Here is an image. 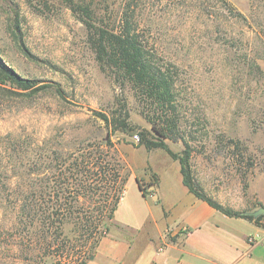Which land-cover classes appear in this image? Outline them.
I'll return each mask as SVG.
<instances>
[{
	"label": "rangeland",
	"instance_id": "obj_1",
	"mask_svg": "<svg viewBox=\"0 0 264 264\" xmlns=\"http://www.w3.org/2000/svg\"><path fill=\"white\" fill-rule=\"evenodd\" d=\"M92 1L112 20L126 10L163 62L176 68L196 184L223 207L264 208V0ZM0 59L35 83L23 90L0 81V264H90L94 238L78 241L79 227L60 209L68 214L74 206L89 221L95 205L85 188L93 185H75L69 171L60 176L59 158L69 165L78 149L104 144L110 130L99 116L119 99L132 124L151 125L132 90L101 70L85 26L62 0H0ZM111 140L128 183L117 217L105 220L103 230L122 254L137 231L159 234L162 210L153 197L159 179L165 206L185 204L189 193L168 153L147 151L130 132ZM167 143L175 153L184 149L181 141ZM136 179L144 188L157 183L147 188L152 198L143 200ZM124 219L131 223L120 227Z\"/></svg>",
	"mask_w": 264,
	"mask_h": 264
},
{
	"label": "trees",
	"instance_id": "obj_2",
	"mask_svg": "<svg viewBox=\"0 0 264 264\" xmlns=\"http://www.w3.org/2000/svg\"><path fill=\"white\" fill-rule=\"evenodd\" d=\"M66 7L85 26L87 42L101 70L111 77L123 89L129 87L141 108V114L151 125V129H143L132 124L129 107L124 98L119 99L115 109L109 114L99 117L109 128V137L103 143H89L73 153V162L67 165L60 157V176L66 177L67 171L77 181L79 187L89 183L92 187L85 188L91 194L94 209L90 220L81 212H75L74 206L68 214L61 208V216L74 219L79 227L78 241L94 238L90 249H96L102 238L106 237L108 228L103 230L105 220H112L119 204L127 192L128 179L123 176L119 160L114 153L111 135L117 132L128 134L137 130L138 145L147 151L163 150L181 166L183 185L196 198L207 202L211 207L228 217L242 218L255 223L264 229V215L255 218L250 211H235L223 207L206 196L196 184L191 158L194 148L182 131V118L178 101L177 70L169 63H164L158 52L137 30L135 21L125 10L121 17L114 20L97 13L93 1L62 0ZM112 20V21H111ZM0 81L10 82L23 90L34 89L33 80L25 79L6 62L0 59ZM44 89L36 88L33 92ZM167 141L182 142L181 153L173 152ZM139 189L147 197V188L156 186L150 182L146 188L136 179ZM66 184V182H63ZM79 193L75 198L76 207L80 203ZM97 197V200L95 198ZM67 201V200H66ZM262 207V205H260ZM78 213V214H77ZM51 216L49 215L47 219ZM72 220V219H70ZM84 227L86 230H83ZM70 240V239H69ZM85 264V263H82Z\"/></svg>",
	"mask_w": 264,
	"mask_h": 264
},
{
	"label": "crops",
	"instance_id": "obj_3",
	"mask_svg": "<svg viewBox=\"0 0 264 264\" xmlns=\"http://www.w3.org/2000/svg\"><path fill=\"white\" fill-rule=\"evenodd\" d=\"M180 181L183 183L182 178ZM136 185L144 201L152 198L144 197ZM160 186L161 179L153 196L163 217L161 223L156 221L158 236L137 231L121 254L122 247L108 235L101 239L90 264H264L263 228L246 219L226 216L196 198L185 186L183 190L189 193L187 202L165 206ZM119 223L123 227V223L131 222L124 219ZM116 225L119 227L117 222ZM169 230L171 235L167 234ZM105 244L111 248L105 250Z\"/></svg>",
	"mask_w": 264,
	"mask_h": 264
},
{
	"label": "water",
	"instance_id": "obj_4",
	"mask_svg": "<svg viewBox=\"0 0 264 264\" xmlns=\"http://www.w3.org/2000/svg\"><path fill=\"white\" fill-rule=\"evenodd\" d=\"M137 130L133 131V132H130L133 136H136L137 134ZM255 218L261 216V215H264V208H260L258 210H256L255 212H252L251 213ZM92 259H93V256H92Z\"/></svg>",
	"mask_w": 264,
	"mask_h": 264
},
{
	"label": "built area",
	"instance_id": "obj_5",
	"mask_svg": "<svg viewBox=\"0 0 264 264\" xmlns=\"http://www.w3.org/2000/svg\"><path fill=\"white\" fill-rule=\"evenodd\" d=\"M137 138V136H135ZM152 187H150L149 189H151Z\"/></svg>",
	"mask_w": 264,
	"mask_h": 264
}]
</instances>
